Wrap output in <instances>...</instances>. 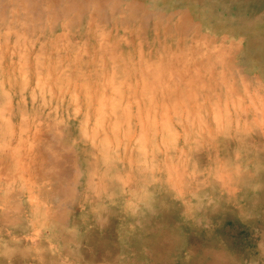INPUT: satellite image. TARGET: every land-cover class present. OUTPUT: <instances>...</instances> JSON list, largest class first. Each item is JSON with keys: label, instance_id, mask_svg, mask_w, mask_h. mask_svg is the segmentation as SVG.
<instances>
[{"label": "rangeland", "instance_id": "obj_1", "mask_svg": "<svg viewBox=\"0 0 264 264\" xmlns=\"http://www.w3.org/2000/svg\"><path fill=\"white\" fill-rule=\"evenodd\" d=\"M258 228L264 0H0V264H264Z\"/></svg>", "mask_w": 264, "mask_h": 264}, {"label": "crops", "instance_id": "obj_2", "mask_svg": "<svg viewBox=\"0 0 264 264\" xmlns=\"http://www.w3.org/2000/svg\"><path fill=\"white\" fill-rule=\"evenodd\" d=\"M249 231L251 233H260L262 230H260V228H258V230H253V229L250 230L249 229ZM262 232H263V236H260V238H258L259 235L256 236V239H258V240L255 244H256L257 258L261 257V259H262V257H263V259H264V231H262Z\"/></svg>", "mask_w": 264, "mask_h": 264}, {"label": "bare ground", "instance_id": "obj_3", "mask_svg": "<svg viewBox=\"0 0 264 264\" xmlns=\"http://www.w3.org/2000/svg\"><path fill=\"white\" fill-rule=\"evenodd\" d=\"M149 72V71H148ZM147 72V73H148ZM144 73H146V71L144 72ZM109 74V73H108ZM141 74V73H140ZM148 74H150V72L148 73ZM152 74V73H151ZM138 75V74H137ZM144 75V74H143ZM137 78H138V76H137ZM132 79V78H131ZM134 79V78H133ZM135 79H136V77H135ZM136 81V80H135ZM150 83H148V85H149ZM161 84V83H160ZM145 86V85H144ZM137 87V86H136ZM160 87V86H159ZM142 88V87H141ZM145 89V88H144ZM135 90H136V88H135ZM137 90H138V88H137ZM160 90V89H159ZM142 91H143V88H142ZM164 92V91H163ZM137 93L138 92H136V95H137ZM160 94H161V91L159 92ZM170 93V92H169ZM146 97V96H145ZM159 96L157 95V98H158ZM156 99V98H155ZM93 100V99H92ZM101 101V100H100ZM97 103V102H96ZM104 105V104H103ZM101 106V105H100ZM198 135V134H197ZM94 137V136H93Z\"/></svg>", "mask_w": 264, "mask_h": 264}]
</instances>
